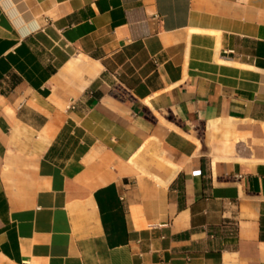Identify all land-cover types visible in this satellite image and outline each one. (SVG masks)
Masks as SVG:
<instances>
[{"label": "crops", "instance_id": "crops-1", "mask_svg": "<svg viewBox=\"0 0 264 264\" xmlns=\"http://www.w3.org/2000/svg\"><path fill=\"white\" fill-rule=\"evenodd\" d=\"M0 264H264V0H0Z\"/></svg>", "mask_w": 264, "mask_h": 264}, {"label": "bare ground", "instance_id": "bare-ground-1", "mask_svg": "<svg viewBox=\"0 0 264 264\" xmlns=\"http://www.w3.org/2000/svg\"><path fill=\"white\" fill-rule=\"evenodd\" d=\"M170 166H171V165H170ZM173 168H174V167H173ZM172 174H173V173H172ZM172 174H171V175H172Z\"/></svg>", "mask_w": 264, "mask_h": 264}]
</instances>
